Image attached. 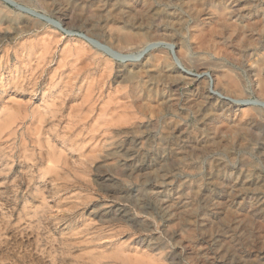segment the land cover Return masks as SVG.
<instances>
[{
	"label": "rangeland",
	"instance_id": "374dc122",
	"mask_svg": "<svg viewBox=\"0 0 264 264\" xmlns=\"http://www.w3.org/2000/svg\"><path fill=\"white\" fill-rule=\"evenodd\" d=\"M12 1L0 0V264H264V110L203 103L213 83L264 100V0ZM128 36L158 43L144 66L114 58L138 55L117 43Z\"/></svg>",
	"mask_w": 264,
	"mask_h": 264
},
{
	"label": "bare ground",
	"instance_id": "6f19581e",
	"mask_svg": "<svg viewBox=\"0 0 264 264\" xmlns=\"http://www.w3.org/2000/svg\"><path fill=\"white\" fill-rule=\"evenodd\" d=\"M10 1V0H9ZM94 1V0H93ZM141 1H145V0H141ZM166 1V0H165ZM172 1V0H171ZM177 1V0H176ZM183 1V0H182ZM219 1V0H218ZM235 1V4L236 3H238V1L237 0H234ZM6 2H8V1H6ZM65 2V1H64ZM146 2V1H145ZM193 2V1H192ZM10 3H14L12 0H11V2ZM75 3H76V1H75ZM174 3V2H173ZM181 3V2H180ZM62 4V3H61ZM233 4V3H232ZM234 4V5H235ZM11 5V4H10ZM13 5V4H12ZM70 5V4H69ZM225 5V4H224ZM233 5V6H234ZM257 5V4H256ZM17 6V5H16ZM80 6V5H79ZM89 6V5H88ZM118 6V5H117ZM239 6V5H238ZM241 6V5H240ZM59 7V6H58ZM219 7V6H218ZM222 7V6H221ZM235 7V6H234ZM51 8V7H50ZM55 8V7H54ZM117 8V7H116ZM189 8H191V7H189ZM202 8V7H201ZM224 8V7H223ZM229 8V7H228ZM236 8V7H235ZM254 8V7H253ZM258 8V7H257ZM192 9V8H191ZM209 9H210V7H209ZM212 9H214V8H212ZM211 9V10H212ZM220 9V8H219ZM231 9V8H230ZM233 9V8H232ZM23 10H24V8H23ZM62 10V9H61ZM107 10V9H106ZM154 10V9H153ZM197 10V9H196ZM206 10V9H205ZM216 10V9H215ZM25 11V10H24ZM164 11V10H163ZM189 11V10H188ZM219 11V10H218ZM217 11V12H218ZM112 12V11H111ZM134 12H135V10H134ZM137 12V11H136ZM140 12V11H139ZM205 12V11H204ZM221 12V11H220ZM241 12V11H240ZM83 13V12H82ZM86 13V12H85ZM129 13V12H128ZM132 13V12H131ZM155 13V12H154ZM194 13V12H193ZM207 13V12H206ZM64 14V13H63ZM88 14V13H87ZM200 14V13H199ZM238 14H240L239 12L237 13L236 12V10L234 9V10H232L231 12H228L227 13V15L229 16V18H230V21H231V19H234V20H236V21H238V19H237V17H238ZM74 15V14H73ZM84 15V14H83ZM111 15V14H110ZM205 15V14H204ZM225 15H226V12H225V14H223V13H219V14H213L212 12H211V14H209L208 16L209 17H211V18H213L214 20L213 21H215V25H217L218 27H223V30L224 31H226V33H227V35L229 36V37H231L232 38V36H234V38L235 37H237V38H242L243 36H240V35H237L236 33L237 32H235V29H236V25L235 24H231V23H228V19H226L225 18ZM227 15H226V17H227ZM246 15V14H245ZM76 16V15H75ZM107 16V15H106ZM247 16V15H246ZM115 17V16H114ZM126 17H128V16H126ZM200 17V16H199ZM241 17V16H240ZM260 17V16H259ZM82 18V17H81ZM116 18V17H115ZM119 18V17H118ZM187 18V17H186ZM77 19V18H76ZM183 19V18H182ZM207 19V18H206ZM241 19V18H240ZM73 20V19H72ZM175 20V19H174ZM208 20V19H207ZM206 20V21H207ZM211 20V19H210ZM209 20V21H210ZM228 20V21H227ZM244 20V19H243ZM49 21V20H48ZM103 21V20H102ZM106 21V20H105ZM205 21V22H206ZM240 21V20H239ZM245 21V20H244ZM255 21V20H254ZM52 22V21H51ZM51 22H50V24H51ZM128 22V21H127ZM171 22V21H170ZM178 22V21H177ZM243 22V21H242ZM241 22V23H242ZM247 22V21H246ZM245 22V23H246ZM54 23V22H53ZM203 23V22H202ZM211 23V22H210ZM91 24V23H90ZM113 24V23H112ZM206 24V23H205ZM212 24V23H211ZM252 24V23H251ZM255 24V23H254ZM260 24V23H259ZM259 24L257 23V25L259 26ZM263 24V23H262ZM56 25V24H55ZM178 25V24H177ZM208 25H210L209 23H208ZM207 25V26H208ZM179 27V26H178ZM241 27V26H240ZM249 27V26H248ZM246 28L247 27H245V25L244 26H242V34H244V36H247V35H245V30H246ZM180 29V28H179ZM239 29V28H238ZM197 30V29H196ZM240 30V29H239ZM253 30V29H252ZM96 31V30H95ZM94 31V32H95ZM183 31V30H182ZM198 31V30H197ZM196 31V32H197ZM99 32V31H98ZM174 32V31H173ZM219 32V31H218ZM248 32V31H247ZM97 33V32H96ZM112 33V32H111ZM240 33V34H241ZM108 34V33H107ZM124 34V33H123ZM223 34V33H222ZM208 35V34H207ZM252 35V34H251ZM256 35V34H255ZM109 36V35H108ZM257 36V35H256ZM260 35H258V37H259ZM134 37V36H133ZM209 37V36H208ZM214 37V36H213ZM252 37V36H251ZM264 36H262V38H263ZM82 38L84 39V40H88L87 42H94L93 41V39H91L89 36H82ZM117 38V37H116ZM217 38V37H216ZM247 38V37H246ZM179 39V38H178ZM210 39H211V36H210ZM248 39L249 40H251L249 37H248ZM253 39V38H252ZM43 40V39H42ZM41 40V41H42ZM234 40V39H233ZM254 40H256V39H254ZM54 41V40H53ZM96 41V40H95ZM217 41V40H216ZM239 41V40H238ZM247 41V40H246ZM199 42V41H198ZM212 42V41H211ZM224 42V41H223ZM117 43L119 44V45H121V46H123V47H128V46H138V47H140L141 49H140V51H139V53H138V55H136L135 57L134 56H130V55H123V54H120V52H115V54L113 55L114 56V58H116V59H118L119 61H122V63H124V62H137V61H140L141 62V64L144 66L145 65V62H143L144 61V59H145V57H146V54H147V52H148V50L151 48V47H153L154 45H158V43H145L144 41H143V39L142 38H131V37H120V39L118 38L117 39ZM216 43H219V42H216ZM246 43V42H245ZM244 43V44H245ZM250 43V42H249ZM247 44V43H246ZM255 44H257V43H255ZM218 45V44H217ZM251 45V44H250ZM116 46V45H115ZM263 46H264V44H263ZM99 47V46H98ZM102 47V46H101ZM100 47V48H101ZM219 47V46H218ZM232 47V46H231ZM244 47V46H243ZM246 47V46H245ZM180 48V47H179ZM201 48V47H200ZM204 48V47H203ZM223 48V47H222ZM226 49V48H225ZM231 49V48H230ZM38 50V49H37ZM103 50H104V47H103ZM227 51H228V49H226ZM255 50V49H254ZM178 51V50H177ZM240 51V50H239ZM36 52V51H35ZM245 52V51H244ZM250 53L252 52V51H249ZM255 52V51H254ZM254 52H253V54H254ZM248 53V52H247ZM247 53H246V55H247ZM257 53H259V60L258 59H256V63H257V60L259 61L258 62V64L255 66V68H254V72H257L258 74H256V75H258L259 77H261V76H264V47H262L260 50H259V52L257 51ZM2 54V53H1ZM15 54V53H14ZM230 54H231V52H230ZM244 54V53H243ZM20 55V54H19ZM35 55V54H34ZM229 55V54H228ZM251 55V54H250ZM232 56V55H231ZM230 56V57H231ZM237 56V55H236ZM29 57V56H28ZM246 57H248V56H246ZM251 57V56H250ZM254 57V56H253ZM2 58V57H1ZM201 60V59H200ZM174 61H175V63L176 64H178V60H176V59H174ZM215 61V60H214ZM249 61V60H248ZM252 61V60H251ZM160 63V62H159ZM208 63V62H207ZM216 63V62H215ZM251 63V62H250ZM204 64V63H203ZM211 64V63H210ZM214 64V63H213ZM248 64V63H247ZM82 65V64H81ZM130 65V64H129ZM217 65V64H216ZM222 65V64H221ZM167 66V65H166ZM201 66V65H200ZM214 66V65H213ZM151 67V66H150ZM174 67V66H173ZM212 67V66H211ZM133 68V67H132ZM131 68V69H132ZM139 68V67H138ZM219 68V67H218ZM233 68V67H232ZM160 69V68H159ZM235 69V68H234ZM253 70V69H252ZM134 70H132V72H133ZM202 71H204V70H202ZM182 72H185L186 73V75L187 74H189V73H187V71H182ZM247 72H248V70H247ZM254 72H252V74L254 73ZM130 73V72H129ZM213 73V72H212ZM249 74H250V72H248ZM127 74V73H126ZM170 75V74H169ZM216 75V74H215ZM219 75V74H218ZM227 75V74H226ZM189 76V75H188ZM220 77L219 78H217L216 79V77H214L215 79H216V81L219 83V82H221L222 83V85L224 84H226L227 83V80L225 79V78H223V76H221V75H219ZM229 76V75H228ZM200 78L202 77V75L201 76H199ZM166 78V77H165ZM168 78V77H167ZM220 78H222V79H220ZM253 78V77H252ZM180 79V78H179ZM264 79V78H263ZM186 80H187V82L189 81L190 83H193V82H195L194 81V79L193 78H191L190 77V79L188 78H186ZM202 80V79H201ZM200 80V81H201ZM262 80V79H261ZM214 81V80H213ZM64 82V81H63ZM167 82H168V80H167ZM202 83H203V81H201ZM257 82V81H256ZM199 83V82H198ZM170 84V83H169ZM187 84V83H186ZM195 84V83H194ZM200 84V83H199ZM195 85H198V84H195ZM255 85V84H254ZM256 85H257V91L255 92V93H259V94H261V95H263L264 96V81L262 80V81H258L257 83H256ZM194 86V85H193ZM205 86V85H204ZM238 86V85H237ZM145 87V86H144ZM221 87V86H220ZM196 88V87H195ZM218 88V87H217ZM197 89V88H196ZM146 90V89H145ZM198 90V89H197ZM220 90V89H219ZM239 90V89H238ZM133 91V90H132ZM189 91V90H188ZM191 91V90H190ZM202 91V90H201ZM80 92V91H79ZM101 92V91H100ZM202 92H204V90L202 91ZM201 92V94L203 95V93ZM240 92V91H239ZM133 93V92H132ZM227 93V92H226ZM235 93V92H234ZM205 94V93H204ZM164 95V94H163ZM92 96V95H91ZM131 96V95H130ZM199 96V95H198ZM133 97V96H132ZM143 97V96H142ZM219 97H221L222 99H221V102H220V104H221V106L222 105H230L232 108H233V106L235 107V106H257V107H259L261 110H264V100H262V99H259V100H254V101H250V100H242V99H236V98H234V97H232V96H228V95H226V94H224L223 92H220V91H218V90H216L215 89V86H214V83L213 84H211L210 85V87H209V91L204 95V97H203V99L205 100L203 103H205V104H210V106H212V103L217 99V98H219ZM220 99V98H219ZM174 100H176V99H174ZM202 100V99H201ZM90 103V102H89ZM165 103V102H164ZM215 103V102H214ZM189 104V103H188ZM220 104L218 105V107H221L220 106ZM174 105V104H173ZM192 105V104H191ZM190 105V106H191ZM194 105V104H193ZM169 106V105H168ZM171 107V106H170ZM207 107V106H206ZM199 108H201V107H199ZM223 108V107H222ZM198 110V109H197ZM219 110V109H218ZM217 110V111H218ZM221 110V109H220ZM223 110V109H222ZM221 110V111H222ZM225 110V109H224ZM223 110V111H224ZM226 110H227V108H226ZM232 110V109H231ZM217 111L215 112V113H217ZM228 111V110H227ZM244 111V110H243ZM246 112V111H245ZM179 113V112H178ZM222 113V112H221ZM228 113H229V111H228ZM228 113H226V114H228ZM187 114V113H186ZM197 114V113H196ZM199 114V113H198ZM219 114H220V112H219ZM233 114H234V112H233ZM232 114V115H233ZM237 114V113H236ZM244 114V113H243ZM218 115V114H217ZM221 115H223L224 116V114L222 113ZM231 116V115H230ZM236 116V115H235ZM239 116V115H238ZM218 117V116H217ZM216 117V118H217ZM225 117V116H224ZM227 117V116H226ZM245 117V116H244ZM198 118H200V117H198ZM220 118H221V116H220ZM219 118V119H220ZM230 118V117H229ZM250 118V117H249ZM223 119V118H222ZM232 119V118H231ZM219 121V120H218ZM236 121V120H235ZM252 121V120H251ZM225 122V121H224ZM250 122V121H249ZM213 123V122H212ZM217 123V122H216ZM219 123H221V122H219ZM241 123V122H240ZM247 123V122H246ZM202 124V123H201ZM233 124V123H232ZM236 124H238V123H236ZM169 125V124H168ZM204 125V124H203ZM202 125V126H203ZM207 125H209V124H207ZM223 125V124H222ZM239 125V124H238ZM237 125V126H238ZM250 125V124H249ZM201 126V127H202ZM225 126V125H224ZM232 126V125H231ZM233 126H235V125H233ZM240 126L241 125H239V128H240ZM175 127V126H174ZM178 127V126H177ZM207 127V126H206ZM226 127H229V129H231V127H230V125L229 126H226ZM242 127V126H241ZM249 127V126H248ZM171 128V127H170ZM204 128V127H203ZM247 128V127H246ZM254 128V127H253ZM181 129V128H180ZM179 129V130H180ZM219 130V129H218ZM223 130H225V129H223ZM222 129L221 130H219L220 132L221 131H223ZM231 130H233V129H231ZM251 130V129H250ZM257 130V129H256ZM256 130H254V131H256ZM202 131V130H201ZM210 131V130H209ZM228 131V130H227ZM258 131V130H257ZM196 132V131H195ZM199 132V131H198ZM204 132V131H203ZM231 132V131H230ZM187 133V132H186ZM199 133H201V132H199ZM237 133V132H236ZM196 134V133H195ZM209 134V133H208ZM213 134V133H212ZM233 134V133H232ZM242 134V133H241ZM190 135V134H189ZM205 135V134H204ZM224 135H226V134H224ZM236 135V134H235ZM235 135H233V136H235ZM237 135H239V134H237ZM196 136V135H195ZM212 135L210 134V137H211ZM219 136V135H218ZM232 136V135H231ZM172 137V136H171ZM187 137V136H186ZM216 137H217V134H216ZM220 137V136H219ZM230 137V136H229ZM214 138V137H213ZM218 138V137H217ZM217 138H216V140H217ZM228 138V137H227ZM234 138V137H233ZM180 139V138H179ZM186 139V138H185ZM222 138L220 137V140H221ZM236 139H237V137H236ZM184 140V139H183ZM208 140V139H207ZM206 140V141H207ZM210 140V139H209ZM211 140H213V139H211ZM219 140V139H218ZM244 140V139H243ZM255 140V139H254ZM262 140V139H261ZM172 141V140H171ZM185 141V140H184ZM222 141V140H221ZM224 141V140H223ZM226 141V140H225ZM236 141V140H235ZM234 141V142H235ZM210 142V141H209ZM241 142V141H240ZM244 142V141H243ZM246 142V141H245ZM263 142V141H262ZM217 143V142H216ZM237 143V142H236ZM213 144V143H212ZM245 144V143H244ZM187 145V144H186ZM214 145H216V144H214ZM252 145V144H251ZM256 145V144H255ZM190 146V145H189ZM213 146V145H212ZM211 146V147H212ZM224 146V145H223ZM170 147V146H169ZM193 147V146H192ZM216 147V146H215ZM225 147V146H224ZM196 148V147H195ZM221 148V147H220ZM226 148V147H225ZM235 148V147H234ZM261 148V147H260ZM188 149H190V148H188ZM187 149V150H188ZM192 149V148H191ZM185 150V149H184ZM201 150V149H200ZM209 150V149H208ZM210 150H211V148H210ZM209 150V151H210ZM242 150V149H241ZM176 151H178V150H176ZM212 151V150H211ZM222 151V150H221ZM185 152H186V150H185ZM195 153V152H194ZM191 154V153H190ZM202 154V153H201ZM199 155V154H198ZM224 155V154H223ZM237 155V154H236ZM185 158H187V156L185 157ZM198 159V158H197ZM188 160V159H187ZM242 161V160H241ZM221 162H223V160L221 161ZM220 162V163H221ZM223 163H225V162H223ZM222 163V164H223ZM205 164V163H204ZM222 164H218L217 162H216V164H214L215 165V168H219V167H225V164L224 165H222ZM240 164V166H245L246 164L242 161L241 163H239ZM249 164V163H248ZM198 165V164H197ZM207 165H208V163H207ZM251 165V164H250ZM204 166V165H203ZM247 166V165H246ZM210 168V167H209ZM240 168V167H239ZM244 168V167H243ZM213 170V169H212ZM243 171V170H242ZM245 171V170H244ZM246 172V171H245ZM176 205V204H175ZM135 241V240H134ZM142 241V240H141ZM140 241V242H141ZM137 243H139V242H137Z\"/></svg>",
	"mask_w": 264,
	"mask_h": 264
},
{
	"label": "water",
	"instance_id": "95a60500",
	"mask_svg": "<svg viewBox=\"0 0 264 264\" xmlns=\"http://www.w3.org/2000/svg\"><path fill=\"white\" fill-rule=\"evenodd\" d=\"M17 7V6H16Z\"/></svg>",
	"mask_w": 264,
	"mask_h": 264
}]
</instances>
